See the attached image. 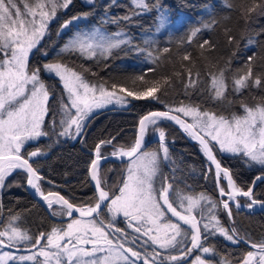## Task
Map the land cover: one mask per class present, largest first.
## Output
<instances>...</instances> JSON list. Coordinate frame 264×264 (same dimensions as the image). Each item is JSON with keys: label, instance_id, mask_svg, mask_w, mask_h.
Masks as SVG:
<instances>
[{"label": "snow or ice", "instance_id": "obj_1", "mask_svg": "<svg viewBox=\"0 0 264 264\" xmlns=\"http://www.w3.org/2000/svg\"><path fill=\"white\" fill-rule=\"evenodd\" d=\"M84 2L89 11L73 15L57 30V37L66 31L72 34L57 50L53 61L44 63L42 68H31L29 57L33 50L45 58L49 55L48 49L41 47V42L57 13L67 10L73 0H0V187L15 170H23L27 185L46 203L53 217L71 218L79 213V218H72L66 227L54 225L50 231L35 237L17 225L20 214L10 215L0 230V248L13 249L24 244L30 254L16 256L5 251L0 253V264L13 261L19 264H183L195 252L200 254L195 255L192 264H212L202 256L219 254L215 245L205 246L216 236L232 244L244 241L256 250L248 251L242 264H264V240L259 243L245 240L235 228L226 227L217 212L222 205L232 220V204L235 203L239 210L242 205L237 197L241 196L248 199L246 207L249 210L257 205L264 207V201L257 199L254 192L256 183L264 182V103L256 106L241 103L244 114L232 113L230 116L205 110L200 104L185 105L183 102L178 107L165 105L167 110L164 111H150L140 118L131 146L117 147L114 143L116 137L101 140L95 145V158L91 160L89 169L96 188L94 205L76 207L58 192H43L44 177L40 174L41 168L38 165L34 167V164H37L35 158L47 153L36 148L25 154L23 149L29 142H38L43 137L54 138L55 142L78 140L86 133L95 111L106 105H126L128 97L136 101L159 100L157 93L161 84L158 81L149 84L143 75L138 76L136 80L143 82L142 87H119V92L124 95H118L117 85L113 84L109 90L104 84L90 83L83 72L74 70L63 58L109 59L116 50L129 46L137 54H146L148 60L154 62L159 59V56H154V40L145 39L143 43L147 47L134 45V38L120 28L121 22L131 21L150 10L147 0H129V11L123 15H112L106 6L105 15L95 25L88 24L95 0ZM208 11L211 12L210 6ZM167 19L166 11L158 10L157 32L165 28ZM104 25H114L118 30L108 32ZM211 26L204 23L202 27H194L187 37L188 42L191 43L203 29ZM208 44L209 41L204 40L200 47ZM168 51L167 47L163 49L165 53ZM183 59L189 60V56L185 55ZM226 66L227 62L225 67L209 73L210 84L204 91L210 100L223 102L226 99ZM43 73L54 75L62 84L63 92L56 111H52L50 103L55 93L42 78ZM199 76L197 72V78H193L189 69L188 82L184 85L186 94L189 88L199 86ZM251 77L250 66L245 74L237 73L233 77V90L240 93L249 87ZM253 86H264V83L257 77ZM49 115L53 117L51 125L47 123ZM56 116L60 118L59 123ZM182 117H190L192 122ZM164 120L179 125L184 133L198 142L206 157L207 170L201 174L209 179L214 166L219 195L227 199L217 201L203 192L188 195L184 189L175 186L174 173L180 165L170 152L165 130L160 127ZM149 130L158 134L159 140L158 147L152 150L144 147ZM106 145L112 146V157L128 161L118 195L106 190V184L99 175L100 161L107 159L101 151ZM217 145L220 152L240 155L247 165L260 166L261 173L247 190L237 185L230 169L223 167L217 159ZM164 165L172 168L171 177L162 173ZM120 215L125 218L124 229L117 225ZM173 251L178 254H171ZM218 264L234 262L223 257Z\"/></svg>", "mask_w": 264, "mask_h": 264}, {"label": "trees", "instance_id": "obj_2", "mask_svg": "<svg viewBox=\"0 0 264 264\" xmlns=\"http://www.w3.org/2000/svg\"><path fill=\"white\" fill-rule=\"evenodd\" d=\"M147 3L150 6L149 11L120 24V28L134 38V45L147 47L143 41L155 22L159 8L167 11L169 15L183 12L196 17L204 6L207 8L210 6L211 12L206 10L205 19L206 23L212 26L203 29L191 43L187 38L183 40L172 38L161 44L160 37H157L153 50L154 56L160 58L154 62L146 59V54H137L130 50L129 46L116 50L109 59L63 57L74 70L83 72L90 83L104 84L109 89H112L113 84L117 85V89L119 87L135 89L143 86V82L136 80V77L143 75L149 84L158 81L161 84V90L157 93L158 101H136L128 97L129 103L124 106L114 105L96 110L87 126L86 133L78 140L55 142L54 138L49 140L43 137L38 142L28 143L23 149L25 154L36 148H41L47 153L46 156L35 158L37 164H34V167L38 165L41 168L40 174L44 177L43 192H58L77 207L93 205L96 202L95 193L87 177V167L95 145L101 140L116 137L114 143L117 147L131 146L136 122L148 110H167L165 105L173 107L183 102V104H200L205 110L230 116L232 113L240 114L243 111L241 103L250 106L264 103V86H253L257 77L264 83V0H147ZM106 6L112 15H123L129 11V0H95L93 14L88 18L89 25L99 23L100 18L105 15ZM86 11H89V6L85 2L73 0L72 5L50 23L48 33L41 42V47L48 49L49 55L45 58L40 52L33 50L29 57L31 68L41 67L43 62L53 61L56 57L54 48L70 32L66 31L57 37L55 35L57 23L66 17ZM213 21L215 23H212ZM103 27L107 31L117 30L114 25ZM229 37L232 39L229 40ZM250 39L251 43H249ZM204 40L209 41V44L201 48L200 45ZM165 47L169 49L166 53L163 52ZM157 48L159 51H155ZM185 55L189 56V60L183 59ZM249 57H252L251 61ZM226 62L228 84L225 92L226 99L223 102L210 100L209 94L204 91L210 84L209 73L225 67ZM249 66L252 69L250 86L237 93L233 90V77L237 73L245 74ZM149 68L152 70L145 71ZM189 69L192 71L193 78H197V72L200 74L198 78L200 84L197 88H189L186 94L184 85L188 82ZM42 78L55 93L50 103L52 111H56L63 88L54 76L43 73ZM52 119V115L47 117L49 125ZM59 119V116H56L57 123ZM160 127L165 130L170 152L180 165L179 170L174 173L175 186L184 189V192L188 194L203 192L217 201L227 199L216 194L213 172L207 180L201 174L207 169L206 160L199 145L167 120L161 121ZM158 143V134L149 130L144 147L155 149ZM101 151L103 154L112 153L113 148L106 145ZM216 156L223 167L230 169L235 182L244 190L249 187L252 178L261 173L259 165H247L240 155L220 153L217 149ZM124 163L110 160L100 163L99 175L110 193L118 192ZM161 171L166 176L173 175L172 168L168 165L162 166ZM24 177L23 170H15L6 178L5 185L0 187V228L5 225L10 215L17 213L20 214V219L16 221L17 225L29 230V234L33 237L50 231L54 225L64 226L69 217H53L49 209L47 212L24 190ZM254 192L257 199L264 201V182H257ZM237 200L241 205L248 203V199L242 196L237 197ZM217 212L221 222L228 228H235L238 235L245 240L256 243L264 240V208L238 210L235 204H232V220L229 219L222 205ZM105 215H107L106 207ZM124 224L125 219H117L119 227H124ZM206 245H215L218 256L227 257L234 264L239 263L244 254L251 250V247L242 241L232 244L220 236L209 239ZM171 254L178 253L173 251Z\"/></svg>", "mask_w": 264, "mask_h": 264}, {"label": "rangeland", "instance_id": "obj_3", "mask_svg": "<svg viewBox=\"0 0 264 264\" xmlns=\"http://www.w3.org/2000/svg\"><path fill=\"white\" fill-rule=\"evenodd\" d=\"M82 2H84V0H81ZM21 8H23V3L20 4ZM207 6H204L202 9H201V12L198 13V16L196 17H191L183 12H176V14L174 15H169L168 12L166 11L167 13V23H166V26L164 29H161L159 32L156 31V27H157V23H156V19H155V22L154 24L151 26V28L148 30V32L146 33V36H145V39H150V40H154L156 41L157 37H160V42L161 44H164L166 43L168 40L172 39V38H176L178 40H183L185 38L188 37V35L191 34V30L194 28V27H197V26H202L204 23H206V10H207ZM159 10H164L162 8H159ZM64 10H61L57 13V16ZM206 13V14H205ZM158 15V14H157ZM72 17V16H71ZM70 16L69 17H66L64 18L63 20H61L60 22L57 23L56 25V29H55V35L57 33V30L59 29L60 25L65 21V20H68L71 18ZM118 30V29H117ZM116 30H113V31H108V32H114ZM71 31L65 36L64 40L54 48L53 52H56L57 53V50L65 43L67 37L69 35H71ZM46 62H51V61H45L41 64V68L43 67V64L46 63ZM35 67V66H34ZM46 75H49L47 73H44ZM54 76V75H52ZM55 77V76H54ZM57 78V77H56ZM58 79V78H57ZM211 80V78H210ZM58 82L59 84L62 86L61 82L59 81L58 79ZM95 84V83H93ZM97 85H99V83H96ZM109 89V88H108ZM109 90H112V89H109ZM117 91V94L118 95H124V93H120L119 92V89H116ZM116 105L115 103L113 104H109V105H106L105 107H108V106H114ZM181 104H177V105H174L173 107H178L180 106ZM187 105V104H185ZM116 106H124V105H116ZM256 106V105H255ZM241 115L244 114L243 111L240 113ZM182 116V114H180ZM189 122H192L191 121V118L190 117H185ZM70 140H73V139H70ZM30 143V142H29ZM217 149L219 150V147L218 145L216 146ZM146 149V148H145ZM35 150V149H33ZM33 150H30L28 153H30L31 151ZM146 150H152V149H146ZM220 152V151H219ZM220 153H223V152H220ZM224 154H231V153H224ZM244 158V157H243ZM245 159V158H244ZM127 163L128 161L126 160L125 163H124V167H123V177L126 175V170H127ZM122 177V179H123ZM121 184H122V181H121ZM120 184V186H121ZM157 187H159V184H157ZM35 192V191H34ZM201 192H197L195 194H199ZM117 195L119 194V189H118V192L116 193ZM185 194H188V193H185ZM188 195H193V194H188ZM244 205H242L243 207ZM106 212H107V209H106ZM72 218H79V216H73L71 218H69L66 223L64 224L63 227H66L67 223L70 222V220ZM118 218H123L125 219L122 215H120ZM117 218V219H118ZM7 223V221H6ZM5 223V224H6ZM5 226V225H4ZM2 226L0 228V230H3V227ZM122 229L126 228V222L124 224V227H120ZM130 234H133L132 233V230L131 229H128L127 230ZM222 239H224L223 237H221ZM225 240V239H224ZM226 241V240H225ZM228 242V241H227ZM46 243V241H45ZM207 246V245H205ZM90 247V245L88 246ZM5 251H10L12 253H14L16 256H20V255H29V251L27 250H22V251H12V250H7V249H4V248H0V253H3ZM32 251H38V249H32ZM249 251H256L255 249H251ZM200 253L199 252H195L194 255H192L191 258H188L186 261H184L183 264H192V260L195 258V255H199ZM246 254L247 252L244 254V256L242 257V260L237 263V264H242V261L246 258ZM202 258L206 259V260H209V261H212V264H218V262L222 259V257L218 256V255H213V254H207L205 256H202ZM40 260H43V257H40L39 258ZM257 260H258V257H257ZM10 264H19L18 261H13V262H10ZM25 264H31V262H25Z\"/></svg>", "mask_w": 264, "mask_h": 264}, {"label": "water", "instance_id": "obj_4", "mask_svg": "<svg viewBox=\"0 0 264 264\" xmlns=\"http://www.w3.org/2000/svg\"><path fill=\"white\" fill-rule=\"evenodd\" d=\"M158 110H159V111H164L165 109H153V110H148V111L144 112V113L138 118V120H137V122H136V127H135V134H134L133 143H134V140H135V137H136V133H137V130H138V122H139L140 118H141L142 116L146 115V114H147L148 112H150V111H158ZM182 118L185 119L184 117H182ZM185 120H187V119H185ZM187 121H188V120H187ZM168 122H169L170 124H172L174 127H176L178 130H180V131H181L186 137H189L186 133H184V132L181 130V128L179 127V125H176V124H175L174 122H172V121H168ZM188 122H189V121H188ZM189 139H190L191 141H193V142H196V143L198 144V142H197L196 140H193L191 137H189ZM133 143H132V144H133ZM145 144H146V141H145ZM198 145H199V144H198ZM144 146H145V145H144ZM199 147H200V145H199ZM103 156L106 157L107 159H102V160L100 161V163L103 162V161H105V160L122 162L120 159H117V158H115V157H112V156H111V153L103 154ZM204 157H205V156H204ZM94 158H95V149H93V151H92V158H91V160L94 159ZM126 160H127V159L125 158V160H124L123 162H125ZM205 160H206V157H205ZM90 164H91V161L89 162L88 167H87V177H88L89 183H90V185H91V187H92V189H93V191H94V193H95V195H96L95 182L91 180L90 171H89V169H90ZM213 176H214V185H215L216 194L219 195V192H218V189H217V186H216V183H215L216 177H215V168H214V166H213ZM256 176H257V175H255V176L252 178V180H251L249 186H251L252 181L255 179ZM225 187H226V182H225ZM23 188H24L25 191H27V192L30 194V196H32V198H33L35 201H37L41 206H43V207L47 210V212H48V208H47L46 203L40 198V196H39L38 194L33 193V192L31 191V189L28 187L27 182H26V173H25V177H24ZM245 190H247V189H245ZM48 192H50V191H48ZM48 192H44V193L47 194ZM51 192H53V191H51ZM219 196H220V195H219ZM95 203H96V202H95ZM95 203H94V204H95ZM94 204H93V205H94ZM233 204H235V203H233ZM74 206H75V205H74ZM76 207H77V206H76ZM241 208L244 209V208H246V207H241ZM261 208H264V207H261ZM74 216H79V213H75ZM168 216H169L173 221H175V218H174V217H171V214H170V213H168ZM185 227H187V226H185ZM242 242H244V241H242ZM244 243H245V242H244ZM245 244L250 246L249 243H245Z\"/></svg>", "mask_w": 264, "mask_h": 264}, {"label": "flooded vegetation", "instance_id": "obj_5", "mask_svg": "<svg viewBox=\"0 0 264 264\" xmlns=\"http://www.w3.org/2000/svg\"><path fill=\"white\" fill-rule=\"evenodd\" d=\"M249 203V201H248ZM247 204V203H246ZM245 204V205H246ZM259 243V242H257ZM190 246V245H189ZM28 246L27 245H24V244H21V245H18L17 248H13V249H8V248H4V249H7V250H12V251H22V250H26ZM251 247V246H250ZM252 249V248H251ZM253 250V249H252Z\"/></svg>", "mask_w": 264, "mask_h": 264}, {"label": "bare ground", "instance_id": "obj_6", "mask_svg": "<svg viewBox=\"0 0 264 264\" xmlns=\"http://www.w3.org/2000/svg\"><path fill=\"white\" fill-rule=\"evenodd\" d=\"M28 187L31 189V191H32L33 193H35L34 190H33L30 186H28Z\"/></svg>", "mask_w": 264, "mask_h": 264}]
</instances>
